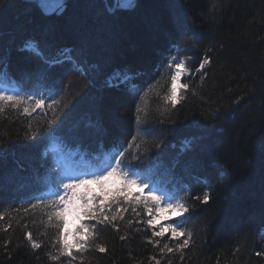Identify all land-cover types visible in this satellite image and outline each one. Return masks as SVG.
Returning <instances> with one entry per match:
<instances>
[{"label":"trees","instance_id":"1","mask_svg":"<svg viewBox=\"0 0 264 264\" xmlns=\"http://www.w3.org/2000/svg\"><path fill=\"white\" fill-rule=\"evenodd\" d=\"M64 3L62 13L44 14L38 0H0V68L46 104L61 101L55 117L48 107L31 116L11 108L0 114V264H155L153 256L160 264H264V0H135L127 10L116 0ZM27 36L47 59L63 46L70 59L45 63L21 47ZM172 56L190 58L192 69L211 60L182 79L189 90L175 108L163 99ZM115 68L135 79L111 85L106 77ZM133 135L150 160L144 173L192 206L170 224L185 221L194 243L161 253L184 237L153 238L138 222L147 217L129 209L118 231L101 232L97 243L106 252L90 248L75 260H51L53 230L42 235L46 217L30 208L57 179L46 146L56 140V154L90 155L123 150ZM205 191L208 204L194 199ZM26 231L40 249H31Z\"/></svg>","mask_w":264,"mask_h":264},{"label":"snow or ice","instance_id":"2","mask_svg":"<svg viewBox=\"0 0 264 264\" xmlns=\"http://www.w3.org/2000/svg\"><path fill=\"white\" fill-rule=\"evenodd\" d=\"M41 6V11L48 14V10L43 7V0H38ZM58 8L54 11L59 12L63 9V0H57ZM135 6V0H121L120 7L124 10ZM24 48L32 55L40 57L47 64H59L63 59H67L69 52L64 50L59 54L58 58L51 60L44 56L39 43L36 41H25ZM211 51V50H209ZM190 58H180L172 56L165 66V71L171 70L169 77V87L163 99L166 104L175 108L183 99L182 93L189 90V84L182 82L185 76L191 78L193 71L201 72L205 65L211 63L209 57L205 56L203 61L199 63V67L192 69L186 66V61ZM119 80L120 78L117 77ZM111 86V85H110ZM151 87L149 90H151ZM195 94V93H193ZM146 95V94H145ZM143 100V97H141ZM31 101V103L29 102ZM61 101L55 98L51 99L50 104H46L45 99L41 96L25 97L19 91L8 86L6 66L0 68V114H3L6 109L22 110L23 114L31 116L36 109L43 110L45 107L53 108L55 117L56 106L60 105ZM143 109L137 105V123H140L139 113ZM50 124L55 123V119ZM138 132L150 134L148 129L138 128ZM34 138V137H33ZM141 145L137 143V136L133 135L127 146L123 150H117L110 156H105L101 162V166L96 171L90 173L74 174L72 170L63 168L56 169L57 179L53 182L52 187L48 192L41 196L35 197V203H30V208L33 215L35 210L40 209L46 219L40 222L45 227V232L42 235H47V230H53V239L51 246L56 249V254L51 255L53 261H60L61 257H70L76 259L75 253H83L90 248H95L99 252H106V247L103 244L97 243L101 232L108 227L119 230L117 221L124 220V213L129 209L135 216L139 218L142 214L147 217L146 220H139L140 223L146 225L152 230V237L163 238L167 233H170V239L178 240L184 237L181 243L172 248L168 243H165L160 252L172 253L173 251L183 252L189 246V242L193 239V233L186 231L185 221L177 220L175 225L162 224L161 219H167L164 213L175 212L178 216H184L190 212L191 205L186 204L183 198L170 195L162 191L155 181L145 175L146 165L150 163L147 158V153L140 152ZM143 156V158H142ZM114 178L117 186L108 188L106 181ZM97 185L100 188L98 193H93L89 186ZM133 188H138L139 192L134 193ZM83 189V191H81ZM147 189V192H145ZM195 200L202 204H208L210 195L207 191L202 196H195ZM139 209V211H137ZM24 211L29 212L28 208ZM5 213L0 212V220H3ZM72 216L77 221L74 227H70ZM160 217V219H158ZM132 223L131 220L128 221ZM159 227L157 231L156 228ZM12 225L9 224L8 228ZM27 228V224L24 225ZM7 231V229H5ZM24 238L30 245L31 249L36 250L42 247V244L34 238L32 231H26ZM121 240L125 237H120ZM155 243L159 246L160 241L150 239L149 243ZM260 255V253H257ZM155 264H160V261L155 256L152 257ZM169 264L171 262L169 261Z\"/></svg>","mask_w":264,"mask_h":264},{"label":"rangeland","instance_id":"3","mask_svg":"<svg viewBox=\"0 0 264 264\" xmlns=\"http://www.w3.org/2000/svg\"><path fill=\"white\" fill-rule=\"evenodd\" d=\"M117 4L120 6V2L121 0H116ZM58 6V3H57V0H43V7L46 8L48 10V12H51L53 10L56 9V7ZM115 70V69H114ZM113 70V71H114ZM106 186L108 188H114L117 186V182L115 181L114 178H111L109 179L108 181H106ZM92 190V192H99L100 191V188L97 186V185H94V186H89ZM135 191H139L138 188H133ZM145 192H147V189H145ZM164 216L168 217L167 219H161L160 222L162 224H170V221L172 219H175V218H178L180 216H178L177 213L175 212H170V213H164L163 214ZM158 219H160V217H158ZM69 220L71 221L70 223V227H74L77 223V221L75 220L74 217L70 216L69 217Z\"/></svg>","mask_w":264,"mask_h":264},{"label":"water","instance_id":"4","mask_svg":"<svg viewBox=\"0 0 264 264\" xmlns=\"http://www.w3.org/2000/svg\"><path fill=\"white\" fill-rule=\"evenodd\" d=\"M64 8V7H63ZM63 10V9H62Z\"/></svg>","mask_w":264,"mask_h":264},{"label":"bare ground","instance_id":"5","mask_svg":"<svg viewBox=\"0 0 264 264\" xmlns=\"http://www.w3.org/2000/svg\"><path fill=\"white\" fill-rule=\"evenodd\" d=\"M133 85V84H132Z\"/></svg>","mask_w":264,"mask_h":264}]
</instances>
